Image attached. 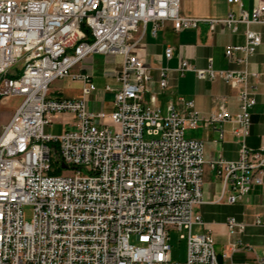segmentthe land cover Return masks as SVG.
Returning a JSON list of instances; mask_svg holds the SVG:
<instances>
[{"label": "built area", "instance_id": "2783aa9c", "mask_svg": "<svg viewBox=\"0 0 264 264\" xmlns=\"http://www.w3.org/2000/svg\"><path fill=\"white\" fill-rule=\"evenodd\" d=\"M165 22L176 32L198 23L211 30L217 23L232 30L264 25V0L250 14L222 20L183 17L180 0H0V101L20 99L0 130V264H175L169 229L185 232L182 264H218L211 234L192 232L202 224L194 209L204 203L206 162L203 143L185 132L199 124H237L232 134L240 140L239 159L208 164L231 189L227 202L233 205L264 173V147L245 145L255 101L242 89L236 116L220 104L205 119L184 98H178L182 111L168 104L163 113L157 95L149 94L152 78L138 49L145 25L156 29ZM245 36L244 45L226 47L230 61L261 44L259 34L246 30ZM171 54L167 48L165 57ZM92 55L122 59L114 75L118 87H105L113 93L109 114L89 111L84 100L49 98L50 85L65 78L81 81L83 96L94 93L89 77L74 72ZM188 70L182 61L179 71ZM193 71L232 87L245 82V74L214 71L210 64ZM167 87V73L160 70L158 89ZM61 115L71 118L61 123L70 128L57 136L45 133ZM24 206L32 208L29 223ZM226 226L230 235L243 231L233 219ZM236 250L231 245L223 258ZM256 264H264V252Z\"/></svg>", "mask_w": 264, "mask_h": 264}, {"label": "crops", "instance_id": "0c3cea01", "mask_svg": "<svg viewBox=\"0 0 264 264\" xmlns=\"http://www.w3.org/2000/svg\"><path fill=\"white\" fill-rule=\"evenodd\" d=\"M257 2L258 0H239V4H228L227 0H180V14L187 18L206 20H222L229 15L237 18L241 11L250 14ZM246 30L259 34L261 44L246 58L243 54L236 53L234 61H230L225 56L226 47L244 45ZM167 48L172 49L169 59L165 57ZM138 52L150 70L152 82L149 94L157 95V104L163 113L168 104H172L175 110L182 111L178 98H184L192 101L194 108L205 119L216 114L220 104L231 116H236L240 107L239 92L246 89L254 98L255 104L249 109L250 128L245 145L254 151L264 147V25L251 24L247 27L237 24L236 30H232L224 23H217L211 30L208 24L198 23L196 28L176 32L169 22L156 29L152 23H147ZM182 61H186L193 70L206 69L210 64L214 71L245 74V82L232 87L221 79H199L193 70L181 73L179 67ZM121 63L119 56H89L74 72L87 75L95 92L83 96L81 81L65 78L50 85L49 98L84 100L89 111L109 114L113 110V93L106 92L105 87H118L114 75ZM160 70L167 73L168 87L163 91L158 89ZM17 106L2 116L1 127L9 121ZM64 117L61 115L54 119L60 121ZM66 118L71 121L70 117ZM63 128L69 129L70 126L64 125ZM236 128L237 124L233 121L215 122L208 126L199 124L195 129L185 132V138L203 143L206 162L201 188L204 203L194 209L202 224L194 225L192 232L211 234L218 264H256L257 258L264 252V173L260 184H254L239 202L231 205L227 202L231 189H224L221 180L208 165L217 159L227 162L239 159L240 140L232 134ZM229 219L243 226L242 233H228L226 224ZM231 245H236L237 250L226 260L223 254L230 253Z\"/></svg>", "mask_w": 264, "mask_h": 264}, {"label": "rangeland", "instance_id": "374dc122", "mask_svg": "<svg viewBox=\"0 0 264 264\" xmlns=\"http://www.w3.org/2000/svg\"><path fill=\"white\" fill-rule=\"evenodd\" d=\"M20 103V99L13 97L6 100L0 101V121L3 119V115L10 112L13 108H15ZM67 116L65 115L64 120L54 119L52 120V125L50 127L45 128V133L50 134L52 136H57L62 131V124L66 121ZM6 119V118H4ZM1 130V125H0ZM144 140L147 141L149 138L146 136ZM32 208L30 206L23 207V219L24 222H31L32 220ZM169 239L168 245L170 247V259L172 263L182 264L186 260V241L181 239V236H185V232H178L176 230L169 229ZM130 244L137 245L134 237L130 238Z\"/></svg>", "mask_w": 264, "mask_h": 264}]
</instances>
